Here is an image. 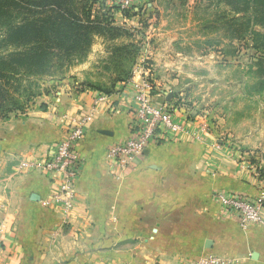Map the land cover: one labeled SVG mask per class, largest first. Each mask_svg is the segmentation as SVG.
<instances>
[{"label":"crops","instance_id":"0c3cea01","mask_svg":"<svg viewBox=\"0 0 264 264\" xmlns=\"http://www.w3.org/2000/svg\"><path fill=\"white\" fill-rule=\"evenodd\" d=\"M135 17L113 12L121 25ZM159 27L145 36H156V49L136 62L150 60L153 100L165 102L199 139L179 132L172 142L146 149L118 180L110 174L105 151L127 134L133 86L142 73L117 83L96 104L97 91L85 87L45 97V110L31 105L1 120L0 264H191L209 253L231 257L233 264H264V225L242 229L211 199L216 191L256 194L249 166L263 162L264 153L232 144L237 133L227 128L222 110L197 109L201 101L194 91L207 85L195 80L202 67L191 53L200 56L177 48L178 35ZM83 113L90 116L78 145L83 167L74 212L65 220L42 205L54 188L53 177L14 169L21 158L46 154L71 119Z\"/></svg>","mask_w":264,"mask_h":264},{"label":"rangeland","instance_id":"374dc122","mask_svg":"<svg viewBox=\"0 0 264 264\" xmlns=\"http://www.w3.org/2000/svg\"><path fill=\"white\" fill-rule=\"evenodd\" d=\"M115 2L104 0L103 5L113 7ZM82 3L92 7L93 20L100 23L97 8L102 0ZM130 4L125 16L138 18L127 25H121L120 18L113 19V25L123 30L120 36L95 34L85 60L64 62L61 68L49 70L39 86L46 93L35 97L32 105L42 104L45 97L58 98L88 85L110 87L121 75L119 72L131 69L130 57L136 64L138 56L156 49V36L146 40L145 36L154 33L160 24L159 28H170L178 35L177 48L200 56L191 53V60L202 67L195 80L201 87L207 85L206 90L194 91V97L198 95L201 101L197 109L222 110L228 115L227 128L237 133L232 144L264 153V0H131ZM119 46L126 48L117 61L108 59L111 49ZM145 61L150 64V60ZM13 114L16 113L9 117ZM259 166L264 170V161Z\"/></svg>","mask_w":264,"mask_h":264},{"label":"built area","instance_id":"2783aa9c","mask_svg":"<svg viewBox=\"0 0 264 264\" xmlns=\"http://www.w3.org/2000/svg\"><path fill=\"white\" fill-rule=\"evenodd\" d=\"M131 0H116L119 9L130 7ZM149 64L142 59L132 68V76L142 73L143 79L134 84L132 91L131 117L128 122L127 134L111 144L105 151V159L109 165L110 174L119 179L131 171L138 159L150 146L169 143L179 132L187 133L194 139L199 135L187 130L184 120L176 118L171 108L165 102L153 100L154 86L150 79ZM131 76V77H132ZM106 95L97 92L94 104L105 100ZM90 121L88 114L74 116L62 137L48 147L46 154L19 159L14 169L15 173L38 171L53 177L54 188L49 197L42 201L46 208L56 210L68 220L73 212L76 199L75 183L79 178L83 159L78 145L86 135ZM204 130V127H202ZM252 184L257 189L256 194H246L239 191H216L211 199L220 211L234 216L240 228L264 225L262 211L264 208V177L259 165L249 166ZM234 259L214 253L200 255L191 264H233Z\"/></svg>","mask_w":264,"mask_h":264},{"label":"trees","instance_id":"16d2710c","mask_svg":"<svg viewBox=\"0 0 264 264\" xmlns=\"http://www.w3.org/2000/svg\"><path fill=\"white\" fill-rule=\"evenodd\" d=\"M85 0H0V119L25 112L39 89L42 77L64 62L74 64L86 59L95 34L120 36L123 30L113 24V12L123 16L127 10L103 5L97 8L101 22L96 23ZM109 8H113L109 11ZM83 17L85 20L83 21ZM126 46L113 47L110 60L117 61ZM120 52V53H119ZM119 53V54H118ZM133 57L127 70L119 72L110 87L88 85L87 89L110 94L115 85L132 76ZM40 110L46 104L39 105ZM262 176L264 170L261 168Z\"/></svg>","mask_w":264,"mask_h":264},{"label":"water","instance_id":"95a60500","mask_svg":"<svg viewBox=\"0 0 264 264\" xmlns=\"http://www.w3.org/2000/svg\"><path fill=\"white\" fill-rule=\"evenodd\" d=\"M172 96H173V93L170 92L167 99L169 100Z\"/></svg>","mask_w":264,"mask_h":264}]
</instances>
